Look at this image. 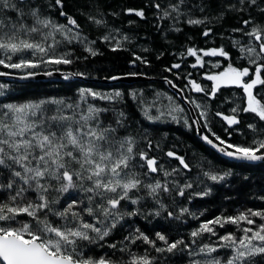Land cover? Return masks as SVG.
<instances>
[{"label": "snow or ice", "instance_id": "snow-or-ice-1", "mask_svg": "<svg viewBox=\"0 0 264 264\" xmlns=\"http://www.w3.org/2000/svg\"><path fill=\"white\" fill-rule=\"evenodd\" d=\"M105 50L129 55L104 80L151 83L29 93ZM0 66L23 70L0 72V264H264V0H0Z\"/></svg>", "mask_w": 264, "mask_h": 264}, {"label": "trees", "instance_id": "trees-1", "mask_svg": "<svg viewBox=\"0 0 264 264\" xmlns=\"http://www.w3.org/2000/svg\"><path fill=\"white\" fill-rule=\"evenodd\" d=\"M72 2V0H70ZM81 3L84 2V0H80ZM108 3L113 6H120V5H139L141 3V0H108ZM231 22V21H228ZM85 30H88L87 25H85ZM140 30H141V35H143L144 32H148L151 34L152 28L149 24L141 22L140 24ZM193 34L198 31L197 29H190ZM97 33L93 30L92 31V36L94 37ZM174 38L177 40V44L180 43L182 40V37H170ZM155 40V43L152 44L151 46L154 48H167L168 45L164 44L161 40H159L158 37H153ZM197 42L201 45H203V40L197 37ZM220 41L219 39L216 40V44H219ZM102 48V44L100 45ZM206 46H213L211 42H209L208 45ZM77 54H81L78 50ZM145 55H149L148 53H144ZM129 55L127 52H118V53H112L111 51L105 50V54L103 56H98L96 58H93L91 61L88 63L91 65V68L94 70L92 73L91 78L86 79L81 81L80 78H73V81H63L61 80H33V83L35 85H38V87H31L28 89L29 93H48L50 95H72L74 92V83L78 82L80 83V86H93V87H101V88H106L109 85H115V86H122V85H131L134 87H144L146 84L151 83L150 80H148L145 77H140L135 79L134 81L128 83V82H108L103 79L104 76L108 74L109 71L115 69L117 71L122 70L125 68V58ZM149 58L153 60L154 64H167L170 61L173 60V57L171 55H165L161 61H155L154 55H149ZM207 59V58H206ZM58 67L61 71H75L77 69L83 70L84 68V62H79V63H74L72 65H59L55 66ZM130 67V66H129ZM0 70L2 71H10L14 73H22L23 70H12V69H5L3 66H0ZM51 70L50 66H45L39 69V72H45ZM150 74H153L154 70L150 69L149 70ZM0 82H7L9 84L12 83V81H6L3 79H0ZM157 86H163L167 88L166 85H160L159 81H157ZM13 95H18L19 93H12ZM162 131L168 132L169 133V138L172 140V142H180V150L184 149L185 144L192 145L193 149H200V144L197 143L198 138L192 133L189 132L182 127L172 124V125H166L162 126ZM206 147V146H205ZM203 150V149H200ZM207 154V153H205ZM255 177V184L257 187L261 183H264V170L257 169L255 173H253ZM252 187L251 184L248 185H239L236 186L233 189H225V188H220L216 194L212 198V202L207 204L206 206L213 208V204L218 207L219 204L222 201V196L227 192L229 195L237 196L239 197L238 200L233 201L234 204H238L242 201L247 200L248 197V192L249 189ZM254 202H249V206H252ZM258 203V202H256ZM229 211H231V207H229Z\"/></svg>", "mask_w": 264, "mask_h": 264}, {"label": "water", "instance_id": "water-1", "mask_svg": "<svg viewBox=\"0 0 264 264\" xmlns=\"http://www.w3.org/2000/svg\"><path fill=\"white\" fill-rule=\"evenodd\" d=\"M0 72H2V70H0ZM63 72L64 71H53V75L52 76H45L43 75V72H40V75H38L37 77L35 78H32L33 80H43V81H47V80H61L63 79ZM17 74H21V73H17ZM137 78H140V77H132V78H126L124 80H121L123 82H132L134 81L135 79ZM0 79H3V80H6V81H13V77H3V76H0ZM108 82H119V81H111V80H107Z\"/></svg>", "mask_w": 264, "mask_h": 264}]
</instances>
